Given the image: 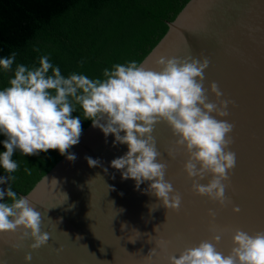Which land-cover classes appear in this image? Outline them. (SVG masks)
<instances>
[{"label":"water","instance_id":"1","mask_svg":"<svg viewBox=\"0 0 264 264\" xmlns=\"http://www.w3.org/2000/svg\"><path fill=\"white\" fill-rule=\"evenodd\" d=\"M167 27L140 63L158 69L161 56L210 61L205 88L215 81L224 93L220 99L232 101L229 115L217 117L234 125L228 150L236 165L225 181L227 199L220 203L193 190L183 170L187 154L161 122L153 135L167 165L165 180L182 198L179 210L165 209L146 191L149 182L137 187L110 167L127 146L90 122L79 143L20 195L41 212L49 241L33 249L23 229L0 234V264H26L28 253L30 264H168L169 255L178 258L217 233L216 247L227 255L235 230L264 232V0H189ZM209 98L216 100L210 91ZM86 157L98 166L89 167Z\"/></svg>","mask_w":264,"mask_h":264},{"label":"clouds","instance_id":"2","mask_svg":"<svg viewBox=\"0 0 264 264\" xmlns=\"http://www.w3.org/2000/svg\"><path fill=\"white\" fill-rule=\"evenodd\" d=\"M34 51L39 52V48ZM16 56L12 52L9 57L0 58V70L12 69ZM156 64L158 69L136 61L115 64L111 71H103L104 79H90L78 73L65 77L48 55L39 58L38 67L17 65L8 86L0 90V134L6 137L0 169L5 173L17 171L15 152L34 156L55 150L65 155L79 143L82 134L81 117L72 116L79 108L94 128L105 136H114V144L127 146V153L113 159L110 167L137 187L149 182L146 191L165 209L179 210L182 198L165 180L167 165L161 160L153 135L161 122L167 124L177 146L187 154L183 170L193 181V190L223 203L227 199V174L236 165L235 152L228 150L234 125L217 117L229 115L232 101L220 99L224 93L215 81L205 88V70L210 64L207 58L161 56ZM209 91L215 101L209 98ZM66 158L76 159L74 154ZM85 159L89 167L99 164L97 159ZM24 171L31 174L27 167ZM15 179L13 175L0 176V185H8L6 190L0 189V200L7 197L11 201L0 203V234L23 229V236L33 239L31 247L40 248L47 244L50 233L42 230V214L29 198L17 197L12 190L10 182ZM206 179V183H201ZM233 212L239 213V206H234ZM220 239L221 234L217 233L211 240L186 248L178 258L169 255L168 264H264V232L235 230L233 247L227 255L216 247ZM151 252L155 254L154 250ZM24 259L30 264L31 253Z\"/></svg>","mask_w":264,"mask_h":264},{"label":"trees","instance_id":"3","mask_svg":"<svg viewBox=\"0 0 264 264\" xmlns=\"http://www.w3.org/2000/svg\"><path fill=\"white\" fill-rule=\"evenodd\" d=\"M189 0H0V58L16 52L12 69L0 70V90L8 86L17 65L38 67L48 55L62 75L83 74L104 79L103 71L115 64H138L158 43ZM39 48V52L34 51ZM83 61V63H81ZM82 131L92 122L79 108ZM0 134V154L5 151ZM64 156V155H63ZM49 150L34 156L15 152L19 167L11 187L17 197L26 195L62 157ZM25 167L31 170L27 174ZM7 183L0 185L6 190ZM11 203L5 197L0 203Z\"/></svg>","mask_w":264,"mask_h":264}]
</instances>
